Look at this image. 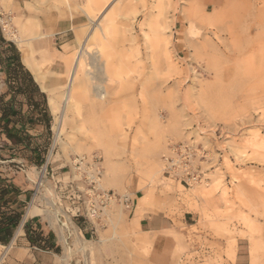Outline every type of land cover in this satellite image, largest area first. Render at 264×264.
I'll return each instance as SVG.
<instances>
[{
    "label": "rangeland",
    "instance_id": "374dc122",
    "mask_svg": "<svg viewBox=\"0 0 264 264\" xmlns=\"http://www.w3.org/2000/svg\"><path fill=\"white\" fill-rule=\"evenodd\" d=\"M61 2L35 0L29 9L42 7L41 11H55L60 18L62 11L65 19L76 20L75 27L84 32H74L76 41L70 47L73 54L94 27L85 14L90 1L71 0V9L60 6ZM127 4H131L128 11L132 24L128 28L121 12ZM263 4L264 0H171L166 23L161 21L164 29L156 33L145 21L148 13L158 16L156 0L109 1L105 11L117 17V37L123 33L134 37V42L114 40L108 47L116 51L118 59L120 50L133 51L130 77L136 94L131 95L133 90L123 92L118 83L101 76V85L108 91L106 104L87 93L89 97L80 102L81 117L70 115L66 135L56 144L55 116L46 94L51 122L49 133L45 130L40 140L47 146L45 165L26 168L15 164L12 169L25 171L22 176L34 183V203L29 207L36 205L44 210V218L56 230L59 223L69 229L61 217L64 207L70 208L68 201L63 203L58 197L60 185L66 186L74 178L81 191L86 189L83 177L77 176L74 169L76 160L82 157L99 161L102 190L129 196L135 200L134 209L159 219L164 227L147 234L155 237L149 252L134 238L127 245V235L120 228L124 219L130 222L133 213L113 203L100 221H94L95 240L84 243L81 249L68 248L64 255L67 262L80 250L83 256H89L87 264H127L131 250L132 255L139 256L137 264H264V10L258 11ZM0 5V29L4 28L8 40L16 42V16L10 4ZM53 5L60 9H50ZM97 5L91 8L95 11ZM98 14L95 11L91 16L96 19ZM158 36L172 57L170 74L155 40ZM88 43V49L95 53L97 41ZM117 92L121 96L114 95ZM125 96L138 109L128 111ZM117 108L123 118L126 116L124 122L131 121L124 126L125 139L123 136L119 146L114 147L102 131L108 121L106 114ZM81 122L89 126L86 132L90 136L100 131L104 137L85 141L79 130ZM142 122L147 125L141 128ZM210 127L215 128L209 131ZM202 130L204 140L198 135ZM186 136L204 142L207 150L202 164L205 176L190 187L166 179L162 162L168 143ZM73 237L79 241L80 236ZM158 239L170 240L173 249L169 261L152 259ZM3 253L0 247V262Z\"/></svg>",
    "mask_w": 264,
    "mask_h": 264
},
{
    "label": "crops",
    "instance_id": "0c3cea01",
    "mask_svg": "<svg viewBox=\"0 0 264 264\" xmlns=\"http://www.w3.org/2000/svg\"><path fill=\"white\" fill-rule=\"evenodd\" d=\"M70 1L71 0H62L60 6L71 9L72 6ZM31 3L34 4L35 0H11L9 4L13 17L16 16V18L23 19L38 17V20L41 23L43 29L41 32L44 36L32 42L37 63L47 68L48 65L46 63L49 61L54 59L64 60L65 58H71L72 56H68L72 54L70 47H72L76 41L74 32L82 34L84 31L81 32L80 30H77L75 27V19L61 20L62 18L59 19L60 15H58V13L55 11H41L40 9L42 7L39 9L36 7L29 9L30 6H28V4L31 5ZM42 4L43 3H41V6ZM89 4H91V1ZM60 6L58 5V7ZM97 6L100 8L101 5ZM99 8L97 7L95 11L99 12ZM86 10L85 14L88 18H90L88 14L91 16L95 12L94 8L90 9V6H88ZM0 11V14L3 15L1 5ZM2 31L5 32L4 28ZM3 32L2 34L5 41L12 43L19 52L21 63L25 69L31 73L35 84L40 89V93L48 94L46 91L42 90L40 84L35 78L34 72L24 62L23 51L20 45L17 44L18 42H15L12 39L8 40ZM6 47L7 45H5V47L0 45V96L4 95L5 100L7 101L14 100V102L10 103L11 107H14L13 109L15 113L12 118L13 121L9 125V129L12 133L20 132L22 142L17 144L13 143L7 138L6 133H4L3 126H0V179L4 181V186L9 192L8 196L11 198L10 208L12 212L10 211L7 215L14 214L15 211L18 210H21L23 215L19 225L12 230L11 237L6 242L3 241L6 236L2 231V227H0V247L4 249V253L1 255L0 264H87L89 263V256H83L82 251L80 250H78V255H76L70 262H67V257L64 255L68 248L70 250H75L80 246L81 249L84 243H90L95 240V235L97 234V232L94 233L93 231L94 227L96 229L95 223L92 224V222L83 221L82 219H75V230L80 234L78 242L74 241L75 239L73 237L71 226H69V229L67 230L64 223H62V225L59 223L56 230V228L52 226V223L44 218V210L36 205H31L29 207L32 202L34 203V193L32 192L34 183L29 179H26L25 176H22V173L25 171L15 172L12 169L15 164H20L26 168H29L30 166L37 167V165H35V158L39 155V149L36 148V141L42 138L45 126L42 121L43 111H40V114L38 111H33L32 107H29V104L27 103L26 95L22 94L21 91H17V89L22 86L21 80L13 81V79L9 78L10 72H8V70L10 64L9 61H7V57L10 55L4 53ZM59 63L60 61L55 62L51 66V70L57 73H65V67ZM2 116L3 111L0 110V118H2ZM28 136H31L32 140H26V137ZM132 213L133 218L130 219L129 223L126 219L122 221V227L120 228L121 233L127 235V245L129 240L134 238L136 243L142 246L145 252H149L150 247H152L154 243L155 237H148L147 234L162 230L164 227L163 222H160L159 219H155L154 217L144 216V213L137 209V207L130 214ZM26 226H30L34 231H42L44 236L51 235L50 243L55 247L60 248L61 252L56 253L54 250H44L40 247L33 246L28 239ZM137 233L145 236H136ZM157 243L158 247L155 248V252L152 253V259L156 262L169 261L171 256L170 252L173 249L170 240L158 239ZM129 251L131 254L129 253L130 257L129 259L127 258V264H137L136 259H138L139 256H134L132 255L131 250ZM147 259L148 256H144V260ZM239 264H241V262H239Z\"/></svg>",
    "mask_w": 264,
    "mask_h": 264
},
{
    "label": "bare ground",
    "instance_id": "6f19581e",
    "mask_svg": "<svg viewBox=\"0 0 264 264\" xmlns=\"http://www.w3.org/2000/svg\"><path fill=\"white\" fill-rule=\"evenodd\" d=\"M90 1H91L90 9L92 5H96V4L101 5L100 8L98 6L99 14L96 19H93L92 16L88 14L91 19V22L94 24L91 33L86 37V40L80 44V48L72 55L71 58H65L64 60L54 59L52 61H49L48 63H46L48 65L47 68L37 63L35 59V51L32 45L33 41L42 38L44 36V34H42L41 32V30L43 29L41 27L40 21L38 20V17L27 18V19L15 18L13 20V22L15 23L18 29L17 35H14L15 37L13 38H15V40L22 48L23 60L34 72L35 78L37 82L40 84L42 90L46 91L49 95V106L52 114L55 116V130H56L55 144L60 142L62 137L66 135L65 133L68 123L70 121V115L72 114L73 118L74 116L81 115L80 102L84 97H89L87 93L91 92L92 98L93 99L98 98L100 104L105 103L104 101H106L105 99L108 95V91L101 85V82H103L101 80L102 77L107 76L109 81L118 83L119 86H121V90L123 92H128L133 90L131 92V95L136 94L135 83L131 81V77H130V74L133 71L131 69V60L133 57V51L129 49L120 50L122 51L121 52L122 54L118 59L116 56V51L113 52V50L109 49L108 47V44L112 45V42L114 40L115 42L116 41L119 42L121 40L122 42L125 41L134 42V37L133 36L129 37L128 36L129 33L127 34L123 33L121 38L117 37L118 33L117 31H115L116 28L115 26L116 24L119 23L116 21L117 17L115 16V13H108V11H105V8H107V5L110 0H90ZM156 1L158 8V16L153 17L151 16L152 15L151 13L150 14L148 13V18L145 21L146 24L149 25L150 30L157 33L161 29H164V26L163 24H161V21H164L166 23L167 5L171 4V0H156ZM1 2L9 4L11 0H1ZM130 5L131 4H127L124 5L123 8H121V12H123L122 18L125 21L123 23L126 28L132 25L129 21L131 20L129 16L130 12L128 11L131 8ZM28 6L31 5L28 4ZM54 8L58 10L60 9V7L56 5H53L50 9H54ZM118 8L119 7H116V9ZM263 8L258 9V11L262 12L264 10ZM215 11L217 12V10ZM61 14H62L61 20H66L63 19L65 17H62L65 15V13L61 11ZM190 31L191 32L193 31V25H191ZM9 35H12V33ZM90 40H93L95 42L97 41V43H94L96 45L95 53H93V51L88 49L89 48L88 42ZM155 40L156 42H158V47L160 48L159 51L161 53V56H163L166 62L165 63L166 71L167 73L170 74L172 72V67L174 66L173 63L171 62L172 57L171 55H169L167 50L163 48L162 38L158 36ZM148 43H150L151 45V38H148ZM117 45L120 44L117 43ZM150 58H153V55L150 54ZM89 59L90 61L88 62ZM57 61H60L59 64H62L65 67V73H57L51 70V66ZM164 77L166 81L167 76H165V74ZM114 95L121 96L120 93L118 92ZM125 99L126 102H124L125 105L124 107L128 111L129 110L134 111L135 109H138L137 107L138 105H136V103H134L132 100H128V96L127 97L125 96ZM100 107H102V105ZM105 117L107 118L108 121L106 125H103L104 131L102 132L104 133V136H106L107 138L106 141L109 145H113L114 147L119 146V141L124 136L123 133L124 126L128 122H130L131 119H128L127 122H124L123 119L126 116H124V118L121 116L120 108L110 111V113L106 114ZM146 125L147 123L142 122V124H140L139 126L142 128L145 127ZM80 127L81 128H79V130L83 134L85 141L91 140V138L94 141L96 140L100 141L101 138L104 137L102 136V133L100 131H96L94 132L93 135L90 136V134L86 132L89 130V126L85 122H81ZM214 128L210 127L209 131H213ZM198 135L200 137H203V135H205V131L204 130L198 131ZM123 138L125 139V136ZM171 143L174 142L171 141L170 143H168L167 155L169 154V144ZM133 148L136 149L137 146L135 145L133 146ZM152 149H153V145H152ZM164 154L165 152L163 153L161 158L164 156ZM79 160L80 159H77L76 162ZM90 161L91 158L88 157L89 164ZM162 162H163V170H164L165 162L164 161ZM91 164L93 165L92 162ZM74 169L77 170L75 166ZM88 172L89 174L93 173L94 175L96 173L92 170H89ZM77 176H79L78 173ZM98 179H99L98 182H100L101 177ZM41 180L42 179L40 178L39 180L40 185L42 184V182H40ZM118 183H120V181ZM70 254L71 253L69 252V255Z\"/></svg>",
    "mask_w": 264,
    "mask_h": 264
},
{
    "label": "built area",
    "instance_id": "2783aa9c",
    "mask_svg": "<svg viewBox=\"0 0 264 264\" xmlns=\"http://www.w3.org/2000/svg\"><path fill=\"white\" fill-rule=\"evenodd\" d=\"M220 133L222 134V131ZM201 138L204 140V135ZM206 152L204 142L193 136L169 144V154L164 157L165 178L184 186H193L201 180V176H205L202 164L205 163ZM75 168L78 175L83 177L85 191L80 190L77 181L73 178L65 184L66 186H63V183L60 185V195L58 196L61 202L68 201L70 209L65 208L61 203L64 207L62 219L72 227L74 235L80 236L75 230V219H82L94 224V221L101 220L108 207L113 203L120 204L130 213L134 210V200L129 196H121L114 191L102 190L99 187L98 178L101 177L102 169L95 157L91 158L90 164L88 158H81L75 164ZM88 169L96 172L95 175L89 174ZM93 231L96 233L95 227Z\"/></svg>",
    "mask_w": 264,
    "mask_h": 264
},
{
    "label": "trees",
    "instance_id": "16d2710c",
    "mask_svg": "<svg viewBox=\"0 0 264 264\" xmlns=\"http://www.w3.org/2000/svg\"><path fill=\"white\" fill-rule=\"evenodd\" d=\"M0 45L5 47L4 53L10 55L7 57V61H9L10 67L8 72L10 75V79L13 81H20L22 86H20L17 91H21L22 94L26 95L27 103L29 107H32L33 111H43V125L45 126V130L49 133L50 131V122L51 116L49 110L47 108V98L46 94L40 93L39 87L35 84L33 77L29 71L25 69L23 64L21 63L20 54L15 48V46L10 43L6 42L3 38L2 30L0 29ZM14 102V100H5L4 95L0 96V110L3 111V116L0 118V126H3V131L6 133V136L9 140L13 143H21V133H12L9 129V125L13 121L14 117V107L12 108L10 103ZM40 119V118H38ZM26 140H32L31 136L26 137ZM41 139L36 141L37 146L36 148L39 149V155L36 156L35 165L37 167H42L45 164V151L47 150V146L45 143L43 144L40 142ZM9 192L8 189L4 186V181L0 179V227H2V231L5 233L6 238L3 239L4 242L8 241L11 237L12 230L15 229L21 219H22V211L18 210L15 211L14 214H9L10 211V202L11 198L8 196ZM26 232L30 243L33 246L40 247L44 250H54L56 253H60L61 249L55 247L53 244L50 243L51 235L44 236V233L40 230H32L30 226H26Z\"/></svg>",
    "mask_w": 264,
    "mask_h": 264
}]
</instances>
